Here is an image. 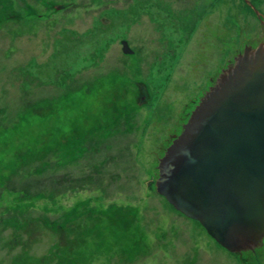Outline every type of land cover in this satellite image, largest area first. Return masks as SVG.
Listing matches in <instances>:
<instances>
[{"label": "rangeland", "instance_id": "rangeland-1", "mask_svg": "<svg viewBox=\"0 0 264 264\" xmlns=\"http://www.w3.org/2000/svg\"><path fill=\"white\" fill-rule=\"evenodd\" d=\"M259 45L264 0H0V264H264L155 188L186 108Z\"/></svg>", "mask_w": 264, "mask_h": 264}, {"label": "water", "instance_id": "water-1", "mask_svg": "<svg viewBox=\"0 0 264 264\" xmlns=\"http://www.w3.org/2000/svg\"><path fill=\"white\" fill-rule=\"evenodd\" d=\"M158 170L156 192L197 221L219 246L236 254L261 246L264 45L245 49L220 75L160 159Z\"/></svg>", "mask_w": 264, "mask_h": 264}, {"label": "trees", "instance_id": "trees-1", "mask_svg": "<svg viewBox=\"0 0 264 264\" xmlns=\"http://www.w3.org/2000/svg\"><path fill=\"white\" fill-rule=\"evenodd\" d=\"M36 153V152H35ZM37 155H39L40 156V153H36ZM45 154H46V152H44V156H45ZM8 178V177H7ZM6 178V179H7ZM5 179V180H6ZM5 180H4V182H5ZM8 181H12V180H9V179H7L6 180V182H8ZM51 182H52V184L49 186L50 187V189H49V191H47V189H45L43 192H40L41 194H42V197L44 198V199H50V200H52V198L53 197H57V196H59V195H61V194H64L65 192H67V191H69L70 189H72V188H75V187H64L65 185H62L61 183H58L56 180H53V179H51ZM75 182V181H74ZM74 182L73 183H71L70 185H76L77 186V184H74ZM17 183V182H16ZM87 183V182H86ZM2 184H3V191H14V190H11L12 188H13V186H14V183H13V181L12 182H9V187L7 186V187H5L6 186V184L5 183H3L2 182ZM82 185V184H81ZM80 186V185H79ZM78 187V186H77ZM40 193H38V194H40ZM37 197V195H35L34 196V198H36ZM5 219V225L7 226V227H11L12 226V228L15 226V227H17V226H19L18 224L19 223H24V222H26V217L24 216V218L23 217H20V218H18L17 220L14 218V219H11V217L10 216H8V217H6V218H4ZM18 221V222H17ZM45 221V220H44ZM0 224H4V222L0 219ZM23 225V224H22ZM54 227H56L55 225H53ZM26 230H25V227H24V232H25ZM20 234V233H19ZM21 235V234H20ZM14 237H17V238H19V235H15V236H13V238ZM12 238V239H13Z\"/></svg>", "mask_w": 264, "mask_h": 264}, {"label": "flooded vegetation", "instance_id": "flooded-vegetation-1", "mask_svg": "<svg viewBox=\"0 0 264 264\" xmlns=\"http://www.w3.org/2000/svg\"><path fill=\"white\" fill-rule=\"evenodd\" d=\"M211 83H212V80H211ZM213 84V83H212ZM204 94L203 93H201L200 94V96H203ZM198 101H196V102H192V103H190V105H192L193 104V106H191L192 108L191 109H189V107L188 108H186V110H185V112L183 113V116L181 117V123H179L178 125H177V127H178V132H176V133H174L173 135H171L170 136V138H173L174 139V137L175 138H177L178 136H179V134L181 133V131H182V127H183V125H185V123H187V121H188V117H190V115H191V113H192V111H193V107H195L196 106V103H197ZM189 105V106H190ZM52 134H54L53 132H52ZM75 141H73V142H78V141H80V138H75L74 139ZM84 140H85V138H84ZM51 141H48L47 142V144H49ZM43 145V144H42ZM69 147H70V150H74L76 147L74 146H72V145H69ZM72 147V148H71ZM42 148H43V146H42ZM40 153V156L41 157H43V155H44V152L45 151H42L41 149L40 150H38V151H36V153ZM35 153V154H36ZM45 164V163H44ZM43 168V167H42ZM102 203V202H101ZM126 207V206H125ZM120 210V209H119ZM119 210H116L115 212H113V215H114V217H111V216H109L108 214H110V213H112L110 210L108 211V212H102L103 214H105L104 215V217H106L105 218V220L106 221H108V222H110V223H116V224H120V222L122 223V222H126V220H124L123 219V217H121L120 215H119ZM131 214L133 213H135L134 211H136L135 209H133V208H131ZM134 216V215H133ZM133 216H132V218L131 219H133ZM131 222V221H130ZM123 224V223H122Z\"/></svg>", "mask_w": 264, "mask_h": 264}, {"label": "bare ground", "instance_id": "bare-ground-1", "mask_svg": "<svg viewBox=\"0 0 264 264\" xmlns=\"http://www.w3.org/2000/svg\"><path fill=\"white\" fill-rule=\"evenodd\" d=\"M217 83V82H216Z\"/></svg>", "mask_w": 264, "mask_h": 264}]
</instances>
